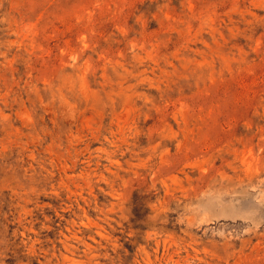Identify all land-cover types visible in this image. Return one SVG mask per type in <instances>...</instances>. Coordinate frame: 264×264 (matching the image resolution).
I'll return each mask as SVG.
<instances>
[{
    "label": "rangeland",
    "instance_id": "rangeland-1",
    "mask_svg": "<svg viewBox=\"0 0 264 264\" xmlns=\"http://www.w3.org/2000/svg\"><path fill=\"white\" fill-rule=\"evenodd\" d=\"M0 264H264V0H0Z\"/></svg>",
    "mask_w": 264,
    "mask_h": 264
}]
</instances>
